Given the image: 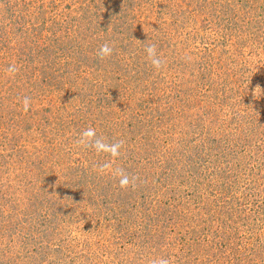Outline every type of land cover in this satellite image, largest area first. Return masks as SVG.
Here are the masks:
<instances>
[{"label":"rangeland","instance_id":"374dc122","mask_svg":"<svg viewBox=\"0 0 264 264\" xmlns=\"http://www.w3.org/2000/svg\"><path fill=\"white\" fill-rule=\"evenodd\" d=\"M156 258L264 264V0H0V264Z\"/></svg>","mask_w":264,"mask_h":264},{"label":"clouds","instance_id":"9594fccd","mask_svg":"<svg viewBox=\"0 0 264 264\" xmlns=\"http://www.w3.org/2000/svg\"><path fill=\"white\" fill-rule=\"evenodd\" d=\"M148 58L151 60L152 66L159 70L162 66V60L157 55V49L154 45L147 47L146 49ZM113 53V48L109 43L103 44L99 48V56L101 58L110 57ZM16 69L13 66L9 67V72H15ZM24 104L27 107L29 100L25 98ZM77 143L91 146L95 149L97 153H108L113 157H118L120 155V150L122 147V142L117 141L115 143H106L102 138L97 137L96 129L89 127L84 130L79 137ZM116 175L119 177V186L124 189L130 186L133 183V180L130 179L129 175L123 169H117ZM152 264H169V260L165 258H156L153 259Z\"/></svg>","mask_w":264,"mask_h":264}]
</instances>
